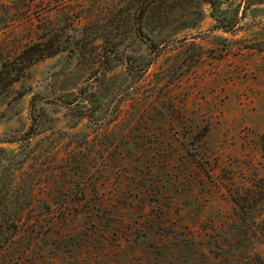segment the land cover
Returning <instances> with one entry per match:
<instances>
[{"label": "rangeland", "instance_id": "obj_1", "mask_svg": "<svg viewBox=\"0 0 264 264\" xmlns=\"http://www.w3.org/2000/svg\"><path fill=\"white\" fill-rule=\"evenodd\" d=\"M121 1L0 0L2 61L21 62L43 40L59 50L0 96V149L26 156L16 182L40 169L32 206L36 213L42 202L51 206L39 216L44 228L28 230L0 264H179L182 239L203 251L236 222L229 191L264 176V3L257 0H221V13L240 21L230 33L212 29L217 22L202 0H160L157 10L169 16L159 43L166 47L138 80L120 65L107 74L119 76L124 100L106 132L95 135L86 120L69 129L64 108L39 103L54 119L50 129L27 144L2 142L28 129L33 94L75 93L98 54L87 47L74 56L78 29ZM104 25L120 50L147 56L132 12ZM79 150L85 167L72 176L67 165ZM192 258L184 264L216 263L198 252Z\"/></svg>", "mask_w": 264, "mask_h": 264}, {"label": "trees", "instance_id": "obj_2", "mask_svg": "<svg viewBox=\"0 0 264 264\" xmlns=\"http://www.w3.org/2000/svg\"><path fill=\"white\" fill-rule=\"evenodd\" d=\"M159 1L122 0L108 15L99 16L83 28H79L80 37L76 40L78 47L74 56L84 55L87 47L89 50L98 51L95 66L90 74L76 88L75 93L55 95L52 98L33 94L29 101L28 129L20 137L3 139L2 142L27 144L38 134L50 129L54 119L43 107H37L39 103L64 108L65 116L69 117L67 122L69 129L76 128L82 120H86L87 128L95 135L102 131L106 132L118 118L120 104L124 100L123 91L120 92L114 85V80L119 76L107 78V74L111 73L115 66L120 65L130 78V82L138 80L166 47V44L161 46L159 43L163 41L162 31L168 23L169 16L166 12L157 10ZM202 1L210 6L211 17L217 22L212 29L226 33L238 29L239 19H230L221 13V0ZM255 3L262 4L264 0H257ZM125 12H132L134 34L146 47L148 52L146 57H134L108 40L105 21ZM185 39L187 38H182ZM98 41L101 44L97 47L95 44ZM51 47V40H43L30 46L23 53L21 62H16V59L11 62L0 59V96L20 79V73L25 68L59 53L57 48L51 50ZM25 94L27 92H21L18 96L22 97ZM80 137L85 138V143H88L85 135ZM77 145L82 148L83 144L77 142ZM81 152L82 150L73 152L69 158L71 161L67 169L72 176L77 175L80 167L84 165L81 160L85 156H82V159L80 156L85 153ZM25 157L21 153L7 154L4 149H0V254L21 240L28 230H42L44 227L39 216L50 212L51 206L45 202L37 206V213L32 206L35 201L33 186L36 177H40V169L32 168L34 169L32 172L25 173L16 182V173L24 167ZM229 197L236 222L221 233L211 235L209 238L212 240L207 242L203 251L200 250L198 243L182 239L181 247L185 249L186 255L183 256L184 260H178L179 264H184L185 259H193L196 252L202 256H210L216 261L215 264H264V254L258 250L264 247V176L254 178L249 186L229 191ZM33 215H36L35 218ZM182 248L178 250L179 258L180 254L182 257ZM23 250L24 247L17 258L23 256Z\"/></svg>", "mask_w": 264, "mask_h": 264}]
</instances>
